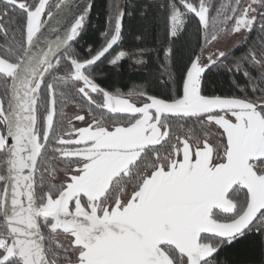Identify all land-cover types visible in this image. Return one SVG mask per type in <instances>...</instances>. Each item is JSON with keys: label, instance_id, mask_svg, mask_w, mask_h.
<instances>
[{"label": "snow or ice", "instance_id": "obj_1", "mask_svg": "<svg viewBox=\"0 0 264 264\" xmlns=\"http://www.w3.org/2000/svg\"><path fill=\"white\" fill-rule=\"evenodd\" d=\"M106 7L94 48L92 2L0 0V264H264V0H149L167 44L118 52L138 9ZM236 35L243 54L218 47ZM153 52L168 91L99 82L104 60L141 70Z\"/></svg>", "mask_w": 264, "mask_h": 264}, {"label": "trees", "instance_id": "obj_2", "mask_svg": "<svg viewBox=\"0 0 264 264\" xmlns=\"http://www.w3.org/2000/svg\"><path fill=\"white\" fill-rule=\"evenodd\" d=\"M109 0H94L93 8L87 23V31L83 34L82 44H91L94 48L99 47L101 44L100 33L105 28V16L107 13V7ZM126 0H124L125 4ZM133 7L138 9L134 13V18L125 17L124 20V32L125 36L120 45L116 48V51L135 49L138 47H146L150 50H155L160 48L161 44H167L165 40V28L164 19L162 14L158 13L155 8H152L147 13V19H142L139 15V10L144 7L145 4L149 3V0H127ZM218 3L219 0H216ZM197 22L196 20H191L187 23V35L183 39L177 40L175 48L177 50V61L176 68L179 72L182 64L187 61L188 57L193 51H199L197 47L198 37H197ZM142 34V41H137L136 36ZM251 44V40L248 41ZM241 45L240 47H237ZM236 45L235 55L239 56L243 54L246 50L245 46L240 44ZM149 63L146 69L135 70L130 64V61H124L121 69L116 70L105 65V61L100 64L95 71L99 73L100 70L108 72V77H110V84H119L124 90H127L132 84H145L147 87L154 92L164 93L168 91L163 88L160 84L161 81L167 80V74L165 69L161 67L164 61L163 53H160L159 60L156 55L150 54L148 57ZM230 88L228 83V78L225 75H212L208 78V89L209 91H217L220 93L226 92ZM233 254L239 260H252L259 261L260 253L246 252L244 247H238V249L233 250Z\"/></svg>", "mask_w": 264, "mask_h": 264}, {"label": "rangeland", "instance_id": "obj_3", "mask_svg": "<svg viewBox=\"0 0 264 264\" xmlns=\"http://www.w3.org/2000/svg\"><path fill=\"white\" fill-rule=\"evenodd\" d=\"M120 3L123 5L124 0H120ZM243 40H244L243 35H236L233 37H224L219 42L218 47L222 48L225 51H228L236 47V45L240 44ZM167 71L165 70L166 74H167Z\"/></svg>", "mask_w": 264, "mask_h": 264}, {"label": "flooded vegetation", "instance_id": "obj_4", "mask_svg": "<svg viewBox=\"0 0 264 264\" xmlns=\"http://www.w3.org/2000/svg\"><path fill=\"white\" fill-rule=\"evenodd\" d=\"M106 63H105V65H107V66H109L108 65V62H107V60H104ZM109 67H111V66H109ZM112 68V67H111ZM98 73V72H97ZM99 74H101V76H100V80H99V82L101 83V84H103V85H105V86H109V87H111V86H116V87H119V88H121L122 90H124V88L123 87H121V86H119V84H117V83H115V84H110V77H108V72H105V71H102V70H100L99 71ZM106 77V78H105ZM149 89V88H148ZM127 90H128V88H127ZM126 91V90H125ZM149 91H151L150 89H149ZM154 92V91H153ZM68 111L69 112H71V108H69L68 109Z\"/></svg>", "mask_w": 264, "mask_h": 264}, {"label": "water", "instance_id": "obj_5", "mask_svg": "<svg viewBox=\"0 0 264 264\" xmlns=\"http://www.w3.org/2000/svg\"><path fill=\"white\" fill-rule=\"evenodd\" d=\"M93 1L94 0H74V5L83 7L86 3H88V2H92L93 3ZM90 15H91V13H90ZM89 18H90V16H89ZM88 21H89V19H88ZM50 38H53L54 39V35L52 37H50Z\"/></svg>", "mask_w": 264, "mask_h": 264}]
</instances>
